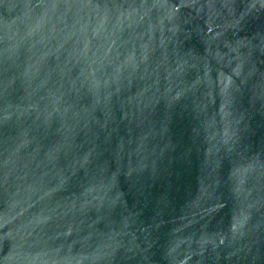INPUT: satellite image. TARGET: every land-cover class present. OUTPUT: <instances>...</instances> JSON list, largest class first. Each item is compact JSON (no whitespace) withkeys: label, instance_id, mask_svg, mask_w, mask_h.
Returning a JSON list of instances; mask_svg holds the SVG:
<instances>
[{"label":"water","instance_id":"95a60500","mask_svg":"<svg viewBox=\"0 0 264 264\" xmlns=\"http://www.w3.org/2000/svg\"><path fill=\"white\" fill-rule=\"evenodd\" d=\"M0 264H264V0H0Z\"/></svg>","mask_w":264,"mask_h":264}]
</instances>
